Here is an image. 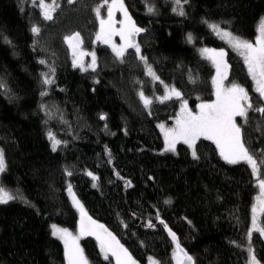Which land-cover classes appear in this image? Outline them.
<instances>
[{
    "label": "trees",
    "instance_id": "1",
    "mask_svg": "<svg viewBox=\"0 0 264 264\" xmlns=\"http://www.w3.org/2000/svg\"><path fill=\"white\" fill-rule=\"evenodd\" d=\"M56 2L61 8L46 21L29 0H0V83L6 86L0 88V148L6 162L0 185L30 202L17 198L0 204V264H64V247L51 235V225L77 228L68 183L88 215L113 232L137 264H147L150 256L173 264L174 246L157 212L198 264H248V229L257 192L250 167L227 164L203 138L197 141L198 160L183 143H177L175 152L161 151L164 138L157 125H172L181 99L192 110L215 99L216 68L201 55L203 47L225 50L229 67L224 84L238 82L254 101L259 98L240 57L201 18L221 22V27L251 40L264 16V0H189L183 17L172 11L168 0H124L133 20L147 29L137 40L164 84L145 75L133 50L120 64L107 46L93 43L98 29L93 8L101 0ZM146 4H155L156 14H149ZM32 24L42 30L35 46ZM74 31L81 33L87 50L96 52L95 73L72 66L63 37ZM41 59L55 66L54 81L43 98L40 74L48 67ZM165 84L180 90L182 97L152 102L149 114L138 90L155 98ZM41 103L50 106L51 117L40 110ZM100 113L106 118L100 119ZM237 120L244 125L249 147L264 148V116L250 110L247 123ZM49 130L67 144L53 152ZM65 167L72 175H65ZM86 170L97 175L98 187ZM166 198L170 204L164 203ZM149 220L154 228L145 226ZM262 223L264 214L257 219V225ZM80 246L90 264H108L92 237L84 236ZM251 247L264 264V236L255 229Z\"/></svg>",
    "mask_w": 264,
    "mask_h": 264
},
{
    "label": "snow or ice",
    "instance_id": "2",
    "mask_svg": "<svg viewBox=\"0 0 264 264\" xmlns=\"http://www.w3.org/2000/svg\"><path fill=\"white\" fill-rule=\"evenodd\" d=\"M75 0H67L68 5H73ZM189 0H172V11L178 16H185L186 11L184 5L188 4ZM107 7V16L102 14V8ZM39 8L44 20L52 21L54 19L53 13L56 12L61 5L52 0L51 3H46V0H39ZM122 14V19L118 22L114 19L116 11ZM146 11L149 14H156L157 8L155 4H146ZM96 20L99 23L98 31L95 34V40L110 46L113 54V59L120 64L127 62L128 50L133 49L136 60L143 65L145 75L152 78L153 81H159L164 84V81L158 75L157 71L149 62L148 57L142 52L141 44L137 40V36L141 33L147 32L145 27L139 26L129 14L128 8L125 6L124 0H101L93 8ZM201 22L206 24L209 29L221 39H224L230 47L236 50L244 59V64L247 67L248 75L253 81L255 92L259 94L257 100H253L248 89L238 83L233 82L228 86L223 85V81L227 76L228 64L224 57L227 55L223 48H200L201 55L207 56L216 68V75L212 77L214 88V100L203 101L196 105V110L188 107V102L181 99L180 110L174 117L175 123L172 126L158 124L164 138V148L161 151H176L178 142H183L191 151L194 160L200 159L198 152L197 141L203 138L211 141L221 157L227 164H238L240 162L246 163L251 168V174L257 179V184L260 189L258 196V204L252 206V227L248 229V264H260L256 259L255 253L251 247V237L253 230L260 232L264 236V223L257 225V212L264 214V155L257 157L256 152L264 154V148L253 150L249 147L248 141L245 137L244 125L239 123L237 118H242L245 123L249 120V111L253 110L259 112L264 116V17L260 18L257 26V34L255 42L243 38L227 27H221V22L212 21L208 18H201ZM225 24H230V21H223ZM117 24L119 26H117ZM30 31L33 35V45L38 43L37 37L42 35L41 27L37 24H32ZM119 36L120 43L117 44L114 36ZM7 40V37H5ZM188 42H192V34L187 36ZM72 56L73 67L79 66L80 71L91 69L94 73L98 70V57L95 51L87 52L83 49V38L79 31H74L71 34L63 37ZM11 43V41H8ZM54 55V53H53ZM85 55L91 56V61L85 64L83 57ZM39 63L47 65L48 72H42L41 85L42 90L40 96L45 97L48 92V86L54 81L55 66L48 64L45 59H41ZM189 79L195 83V77L189 76ZM95 80V78H94ZM99 83L98 80H95ZM143 83V82H141ZM0 88H5L3 83H0ZM165 94L155 97L160 101L169 99L171 96L182 97V92L174 86L165 84ZM137 95L145 109L149 110L152 104L153 97L147 96L143 89L138 90ZM41 111L45 113L46 117H51L52 112L50 106L41 103L39 105ZM106 114L100 113V119H105ZM107 128V125H105ZM47 136L51 142L52 151H57L62 144L66 145L67 141L57 138L56 134L49 130ZM109 156L111 154L109 153ZM111 158L108 163H111ZM6 168L5 152L0 148V173L4 172ZM87 171V170H86ZM64 173L66 176L72 175L71 171L65 167ZM87 175L92 178L93 187H98L96 181L97 175L92 171H87ZM119 176V172H116ZM127 186H131V181L125 182ZM66 191L71 199L73 206L80 214L78 222V231L76 233L70 232L67 228H59L57 225H51V235L57 237L64 246V264H90L88 257L85 255L83 248L79 244L81 236H94L100 253L108 264H137L128 248L120 242L113 232H111L104 224L94 220L86 212L84 205L76 196L71 183L67 184ZM17 192L19 190L17 189ZM22 199L25 203H30L22 195H14L6 187L0 185V204L8 203L15 199ZM165 204H170L171 199L166 198ZM156 219L163 224L168 236L171 238L173 250L171 260L173 264H198L194 255L190 254L181 244L177 233L168 226L161 218L159 212L156 213ZM185 219H187L185 217ZM191 224V221H188ZM126 226V225H125ZM146 227H155L151 220L145 225ZM236 244V241H232ZM243 247V245H241ZM149 264H163L162 261L154 257H149Z\"/></svg>",
    "mask_w": 264,
    "mask_h": 264
},
{
    "label": "rangeland",
    "instance_id": "3",
    "mask_svg": "<svg viewBox=\"0 0 264 264\" xmlns=\"http://www.w3.org/2000/svg\"><path fill=\"white\" fill-rule=\"evenodd\" d=\"M32 4H34V5H36V6H38V8H39V0H29ZM168 1H171L172 2V0H168ZM52 1H50V2H46V3H51ZM40 9V8H39ZM41 11V10H40ZM102 14L106 17L107 16V7L105 6V7H103L102 8ZM264 17V16H263ZM123 17H122V14L117 10L116 11V13H115V15H114V19L118 22L120 19H122ZM259 22H260V19H259V21H258V23H257V25H256V30H257V26H258V24H259ZM97 24H98V28H99V23H98V21H97ZM117 26H119L118 24H117ZM97 31H98V29H97ZM256 34H257V31H256ZM256 34H255V36H254V38L253 39H251V41H253V42H255V37H256ZM217 36V35H216ZM218 37V36H217ZM222 42H224L230 49H232L239 57H240V59L242 60V62L244 63V59H243V57L236 51V50H234L232 47H230L229 46V44L224 40V39H221L220 37H218ZM94 40H95V38H94ZM113 40L117 43V44H119L120 43V38H119V36L117 35V36H114L113 37ZM97 43H99V44H102V45H105V46H107L110 50H111V48H110V46H108V45H106V44H103L102 42H100V41H96L94 44H97ZM82 47H83V49L84 50H86L87 52H92V51H94V49H92V50H87L83 45H82ZM129 50H133V49H129ZM134 51V50H133ZM71 59H72V57H71ZM83 60H84V62H85V64H87L88 62H90L91 61V56L90 55H85L84 57H83ZM71 64H72V61H71ZM245 65V64H244ZM73 66V65H72ZM76 69H78L79 71H80V68H79V66H77V67H75ZM245 68H246V71H247V73H248V70H247V67H246V65H245ZM89 71H92L91 69H87L86 68V70L85 71H83V73L84 72H89ZM80 72H82V71H80ZM216 75V74H215ZM250 77V76H249ZM252 80V79H251ZM223 85L224 86H228V85H226V84H224V82H223ZM165 91H166V89H165V86H164V90H163V94L162 95H164L165 94ZM249 91V93H250V90H248ZM252 91L255 93V94H257L258 96H259V94L257 93V92H255V90H254V86H253V81H252ZM161 95V96H162ZM251 95V94H250ZM171 98H177L176 96H171L169 99H171ZM169 99H165L164 101H166V100H169ZM163 102V101H160V100H158V99H156V98H153L152 99V102ZM264 102V101H263ZM175 123V120H173V123H172V125ZM171 125V126H172ZM170 127V126H169ZM159 128V127H158ZM159 130H160V128H159ZM160 132H161V130H160ZM162 134V133H161ZM163 136V135H162ZM178 143H183L182 141L181 142H178ZM184 144V143H183ZM187 146V145H186ZM240 163H242V162H240ZM251 169V168H250ZM255 178V177H254ZM255 180H256V182H255V184H256V187H257V192H256V195H255V198H254V203H253V205L254 204H258V196H259V194H260V189H259V186H258V184H257V179L255 178ZM67 195H68V193H67ZM68 199H69V201L71 202V199H70V197H69V195H68ZM71 204H72V202H71ZM72 206H73V204H72ZM73 208L75 209V211L77 212V214H78V217H79V220H80V214H79V212H78V210L73 206ZM260 214L261 213H259V212H257V219H258V217L260 216ZM252 216H253V213H252ZM59 228H62V227H60V226H58ZM69 230V229H68ZM70 232H73V233H76L77 231H78V225H77V228L74 230V231H72V230H69ZM84 236H81L80 237V239H79V244H80V240L83 238ZM88 237H92L93 239H95V237L94 236H91V235H88ZM57 238V237H56ZM58 239V238H57ZM59 240V239H58ZM96 240V239H95ZM60 241V240H59ZM182 241V240H181ZM180 241V242H181ZM61 242V241H60ZM62 243V242H61ZM63 244V243H62ZM181 244H182V242H181ZM182 246L185 248V246L182 244ZM64 247V246H63ZM113 264H114V261H113ZM147 264H149V261L147 262Z\"/></svg>",
    "mask_w": 264,
    "mask_h": 264
},
{
    "label": "water",
    "instance_id": "4",
    "mask_svg": "<svg viewBox=\"0 0 264 264\" xmlns=\"http://www.w3.org/2000/svg\"><path fill=\"white\" fill-rule=\"evenodd\" d=\"M70 56H71V53H70ZM72 57V56H71ZM171 239V238H170Z\"/></svg>",
    "mask_w": 264,
    "mask_h": 264
}]
</instances>
